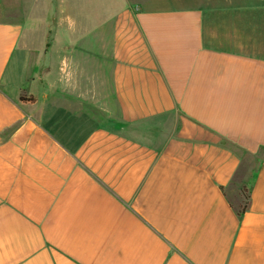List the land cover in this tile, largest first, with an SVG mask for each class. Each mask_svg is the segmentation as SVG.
Wrapping results in <instances>:
<instances>
[{"label": "crops", "instance_id": "crops-1", "mask_svg": "<svg viewBox=\"0 0 264 264\" xmlns=\"http://www.w3.org/2000/svg\"><path fill=\"white\" fill-rule=\"evenodd\" d=\"M120 1L0 19V264H264V0Z\"/></svg>", "mask_w": 264, "mask_h": 264}, {"label": "rangeland", "instance_id": "rangeland-1", "mask_svg": "<svg viewBox=\"0 0 264 264\" xmlns=\"http://www.w3.org/2000/svg\"><path fill=\"white\" fill-rule=\"evenodd\" d=\"M183 0H176L177 3ZM120 0H1L0 19L14 23H24L34 31L46 33L50 30L64 10L66 16L87 18L88 26L95 29L98 18H108L117 14ZM169 2V0H168ZM107 3L106 5H104ZM63 5V6H61ZM177 6V5H176ZM243 157V167L240 174L245 172L243 185L249 188L253 173L260 159L264 157V149L256 154L240 151ZM240 176H237V181ZM242 195V194H241ZM244 200L242 195L241 203ZM240 203V204H241Z\"/></svg>", "mask_w": 264, "mask_h": 264}, {"label": "trees", "instance_id": "trees-1", "mask_svg": "<svg viewBox=\"0 0 264 264\" xmlns=\"http://www.w3.org/2000/svg\"><path fill=\"white\" fill-rule=\"evenodd\" d=\"M21 100L25 101L27 99H33L32 97L31 98H27L25 93H22L21 96H20ZM241 193L242 195L244 196V200L243 202L239 205L238 207V215L239 216H242L245 211H247V209H249L250 207V200H251V192H250V189L247 188L246 186L242 185L241 187Z\"/></svg>", "mask_w": 264, "mask_h": 264}]
</instances>
